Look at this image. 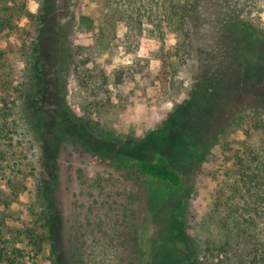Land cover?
<instances>
[{
	"label": "rangeland",
	"instance_id": "rangeland-1",
	"mask_svg": "<svg viewBox=\"0 0 264 264\" xmlns=\"http://www.w3.org/2000/svg\"><path fill=\"white\" fill-rule=\"evenodd\" d=\"M152 5L153 12L148 8L139 13L140 27L115 13L113 0H54L41 9L61 21L72 20L65 100L73 114L98 131L142 136L187 97L196 53L177 47L182 35L175 34L159 7ZM253 5L250 16L264 30V0ZM39 11L38 0H14L11 27L0 31V117L6 122V133H0V212L5 245L22 249V264H49L47 241L32 255L28 240L27 231L40 225L35 219L39 149L24 130L19 97ZM236 102L246 101L239 97ZM259 118L264 121V112ZM262 129L248 119L226 127L199 169L186 168L181 188L167 193L173 202L185 203L187 230L201 244L218 239L225 214L224 208L215 207L216 198L233 182L238 163L249 164L237 160L244 148L260 145ZM56 146L53 205L66 264L72 252L82 264H140L154 230L163 228L159 222L145 223L142 182L76 143L66 140ZM130 240L134 250L128 247Z\"/></svg>",
	"mask_w": 264,
	"mask_h": 264
},
{
	"label": "trees",
	"instance_id": "trees-1",
	"mask_svg": "<svg viewBox=\"0 0 264 264\" xmlns=\"http://www.w3.org/2000/svg\"><path fill=\"white\" fill-rule=\"evenodd\" d=\"M38 1L37 35L25 55L19 90L24 130L39 149L35 219L40 225L27 231L32 255L47 241L48 263L66 264L53 189L56 144L67 140L142 182L145 223L159 222L163 228L154 230L140 264H264V131L260 145L244 148L243 159L237 160L249 164L238 163L233 182L216 198L215 207L224 208L225 214L217 240L196 241L187 230L185 203L179 205L167 195L181 188L186 168L199 169L216 135L226 127L248 119L252 127L264 130L259 118L264 112V30L250 16L255 0H113L118 5L115 13L138 27L139 13L148 8L153 12L150 6L157 5L162 20L182 35L177 47L196 53L187 97L139 137L98 131L89 120L72 113L65 100L64 76L72 58L67 45L72 20L43 14L41 9L54 0ZM13 2L0 0V31L11 27ZM239 97L246 102L238 104ZM5 125L0 117V133H6ZM2 223L0 212V264H22L18 259L23 257L22 249L5 245ZM132 242L127 244L134 250ZM70 258L69 264L83 263L73 252Z\"/></svg>",
	"mask_w": 264,
	"mask_h": 264
}]
</instances>
